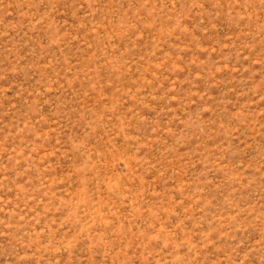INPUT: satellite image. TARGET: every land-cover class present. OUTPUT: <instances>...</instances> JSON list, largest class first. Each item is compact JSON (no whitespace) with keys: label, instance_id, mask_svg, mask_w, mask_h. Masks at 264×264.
Returning <instances> with one entry per match:
<instances>
[{"label":"rangeland","instance_id":"374dc122","mask_svg":"<svg viewBox=\"0 0 264 264\" xmlns=\"http://www.w3.org/2000/svg\"><path fill=\"white\" fill-rule=\"evenodd\" d=\"M0 264H264V0H0Z\"/></svg>","mask_w":264,"mask_h":264}]
</instances>
